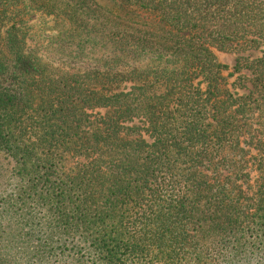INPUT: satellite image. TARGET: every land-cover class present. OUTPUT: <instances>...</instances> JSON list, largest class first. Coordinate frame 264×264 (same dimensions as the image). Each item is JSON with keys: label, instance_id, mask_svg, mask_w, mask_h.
Returning <instances> with one entry per match:
<instances>
[{"label": "trees", "instance_id": "obj_1", "mask_svg": "<svg viewBox=\"0 0 264 264\" xmlns=\"http://www.w3.org/2000/svg\"><path fill=\"white\" fill-rule=\"evenodd\" d=\"M261 45L264 0H0V156L106 264L199 261L264 226Z\"/></svg>", "mask_w": 264, "mask_h": 264}, {"label": "rangeland", "instance_id": "obj_2", "mask_svg": "<svg viewBox=\"0 0 264 264\" xmlns=\"http://www.w3.org/2000/svg\"><path fill=\"white\" fill-rule=\"evenodd\" d=\"M263 49L261 45L257 50L247 51L244 56L258 57ZM215 56L218 63L227 66V70L222 71L227 83L239 84V76L231 75L236 55L215 52ZM236 87L239 93L243 92L238 85ZM76 164L77 160L68 159L66 170L73 169ZM248 171L250 181L247 184L241 182L243 178L237 181L238 184L243 183V194L238 196L246 214L253 215L256 211L252 205L256 172L252 166ZM248 186L252 187L249 189ZM29 194L25 182L16 175L10 160L0 156V237L5 238V242L1 240L0 245L7 246L4 251L9 253L11 259H19L15 264H106L88 244L82 242L79 235H64L55 228L44 227L51 222L49 214ZM238 196L235 198L238 199ZM239 222L247 226L243 233L237 234L235 238L230 237L224 248L214 245L201 250L200 260H193L190 264H264V226L261 227L253 216L249 219L240 218ZM249 225L251 229H248Z\"/></svg>", "mask_w": 264, "mask_h": 264}]
</instances>
